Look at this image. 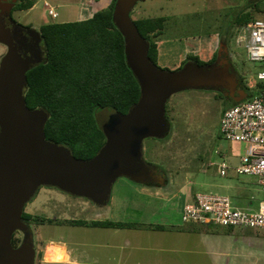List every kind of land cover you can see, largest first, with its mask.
Listing matches in <instances>:
<instances>
[{
    "label": "water",
    "instance_id": "water-1",
    "mask_svg": "<svg viewBox=\"0 0 264 264\" xmlns=\"http://www.w3.org/2000/svg\"><path fill=\"white\" fill-rule=\"evenodd\" d=\"M138 0H116L112 21L123 37L125 62L139 86V99L125 114H102L100 128L105 142L90 159L75 158L70 150L45 139L48 114L27 108L24 97L26 73L40 62L41 53L22 55L10 18L17 0H0V44L6 49L0 59V264H35L33 234L21 216L24 206L40 187L56 188L94 205L108 203L118 178L164 186L166 178L142 159V142L164 139L169 133L165 104L187 90L227 91L246 98L229 65L198 66L187 62L179 69L158 68L148 58L149 44L138 32L131 11ZM36 44L40 40L29 29ZM219 54V52H218ZM20 231L21 243L14 247L12 236Z\"/></svg>",
    "mask_w": 264,
    "mask_h": 264
},
{
    "label": "rangeland",
    "instance_id": "rangeland-1",
    "mask_svg": "<svg viewBox=\"0 0 264 264\" xmlns=\"http://www.w3.org/2000/svg\"><path fill=\"white\" fill-rule=\"evenodd\" d=\"M32 1L35 5L28 13L13 14L16 21L23 24L26 19H30V26L36 31L45 23L74 21L70 20L74 12L59 0H49L50 4L58 8L59 16L54 20L46 14L44 8L46 0ZM161 1L160 3L138 0L131 11V16L142 6L145 9L144 13L142 11V18H166L161 32H164L162 35L164 39L172 41L173 46L183 45L187 38L203 39L217 34L218 44L223 40L227 43L232 64L242 83L248 87L257 81L256 74L264 69V65L249 61L245 48L236 44L237 35L240 34L243 25L238 27L235 18L249 6L250 0ZM259 6L263 9L264 3L259 2ZM254 17L263 20L264 12ZM180 46L179 51L182 50ZM0 51L2 56L6 51L1 44ZM156 64L166 70L179 67L173 68L172 64L161 65L157 60ZM246 95L247 98L250 96L248 93ZM221 107L219 95L215 91L206 90L182 91L172 95L166 102L165 118L170 124L169 133L164 139L148 138L142 142L143 161L162 170L167 181L166 185L145 186L121 177L111 188L109 201L112 204L108 201L102 206L94 205L86 199L71 196L56 188L40 187L26 203L23 212L58 221H114L115 216L120 215L121 209L116 204L113 205L112 200L123 198L129 205L139 203V207L128 206L126 211L134 215V220H138L142 218V195L158 192L161 194L160 197L156 196L155 200L152 199L154 204H158L157 215H172L169 210L172 205L169 200L171 190L187 182L191 196L196 193H210L224 195L232 200L233 193L226 188V185L233 183L235 178L231 176L228 179L217 174V164L223 160L222 156L226 162H229L226 158L229 144L219 135ZM100 114L104 113L100 112ZM242 151L240 148L237 152L244 155L246 149L244 153ZM241 179L246 178L241 177ZM175 192L172 191V194ZM175 200L176 198H173L172 202L174 203ZM210 226L221 227L214 224ZM31 229L37 241L38 253L35 264H43L44 251L51 244L66 245L73 251L72 258L75 260L74 263L52 264H142L141 232L68 224L58 226L32 224Z\"/></svg>",
    "mask_w": 264,
    "mask_h": 264
},
{
    "label": "trees",
    "instance_id": "trees-1",
    "mask_svg": "<svg viewBox=\"0 0 264 264\" xmlns=\"http://www.w3.org/2000/svg\"><path fill=\"white\" fill-rule=\"evenodd\" d=\"M115 1L112 0L106 8L83 21L42 25L39 30L46 46L47 59L45 63L32 66L26 73L23 92L27 108H40L48 114L44 126L45 139L67 147L78 159L92 158L105 142L99 110L111 109L110 112L125 114L140 95L138 83L125 62L123 37L112 21ZM250 2L235 18L238 27L254 20V15L264 12V7L261 9L259 6V2L264 3V0ZM33 4L32 0H17L10 18H13V12L28 10ZM165 19L153 17L133 21L139 34L148 41V58L156 66L157 41ZM187 62L205 66L212 60L204 62L189 54L177 69ZM256 89H264V84L257 83ZM242 90L250 94L243 83ZM21 220H28L37 226L68 224L89 228H141L140 225L110 220L58 221L25 212ZM11 242L13 246L18 242L15 234Z\"/></svg>",
    "mask_w": 264,
    "mask_h": 264
},
{
    "label": "crops",
    "instance_id": "crops-1",
    "mask_svg": "<svg viewBox=\"0 0 264 264\" xmlns=\"http://www.w3.org/2000/svg\"><path fill=\"white\" fill-rule=\"evenodd\" d=\"M46 1L50 4L49 0ZM59 1L71 12H74V16H71L70 20L83 21L91 18L97 11L106 8L112 0ZM145 1L162 2L161 0H143V2ZM34 5L28 10L15 12L28 13ZM53 7L58 12V8ZM144 10L141 6L134 11L131 16L132 21L142 19V11L144 13ZM15 12L12 13L14 20L13 14ZM66 12L64 14H67ZM30 21V19H26L23 24H30ZM163 33L157 41V62L161 65L172 64L173 68H177L189 54L196 55L203 60H209L215 53L218 44L217 34H212L203 39L187 38L181 45L182 50L179 51L180 45L175 44L173 46L171 40L163 38ZM1 56L2 52L0 51ZM227 143L229 144L226 149L228 155L226 158L229 160L227 163L233 168L238 164L242 155L241 152H237L238 149L242 148L244 153L247 146L241 143ZM222 157L225 160L224 156ZM231 176L235 178V181L227 184L226 188L233 193L231 200L233 205L240 209L255 210L263 199L255 178L236 175L233 170H230L224 177L229 179ZM241 177L246 179H241ZM188 184L189 182L173 187L171 190L169 200L172 205H170L169 210L172 215H157L158 204H154L152 199L156 196L160 197L161 194L158 192L146 195L142 189V193H144L142 195V218L138 220H134V215L126 212L128 206L139 207L138 202L129 205L123 198L112 200L113 205L116 204L121 209L120 215L115 216L114 222L132 223L141 227L126 230H133L142 234V264H264L263 230L240 227H211L210 224L212 223L210 222L203 225L182 222V208L184 204L190 203L194 198V194L191 196L188 192ZM172 191L176 192L172 194ZM173 198H176L174 203L172 202ZM109 202V204H112L111 201ZM55 250L64 256L62 261L46 259V255L54 253ZM72 257L73 251L69 250L66 245L51 244L44 251L42 263H74L75 260Z\"/></svg>",
    "mask_w": 264,
    "mask_h": 264
},
{
    "label": "built area",
    "instance_id": "built-area-1",
    "mask_svg": "<svg viewBox=\"0 0 264 264\" xmlns=\"http://www.w3.org/2000/svg\"><path fill=\"white\" fill-rule=\"evenodd\" d=\"M44 8L48 17L58 18L57 10L48 2H44ZM236 44L245 48L249 61L264 65V19H254L243 25ZM256 79L248 86L251 95L225 109L219 121L221 138L245 144L246 153L233 168L225 160L219 162L217 173L224 177L233 170L236 175L255 178L263 199L255 210H245L235 207L227 196L196 193L192 202L182 208V222L201 225L210 222L221 227L264 231V89H256L257 83L264 84V69L256 74Z\"/></svg>",
    "mask_w": 264,
    "mask_h": 264
},
{
    "label": "flooded vegetation",
    "instance_id": "flooded-vegetation-1",
    "mask_svg": "<svg viewBox=\"0 0 264 264\" xmlns=\"http://www.w3.org/2000/svg\"><path fill=\"white\" fill-rule=\"evenodd\" d=\"M8 1H10V0H8ZM52 20H54V19H52ZM4 23L6 24V26L8 28L9 27L11 28L13 23L15 24L14 25V31H15V35H16L18 41H19L20 53L23 56L24 55H28L30 53L33 54L37 50L38 52L41 53L40 55H38L39 59H40V62L38 64L46 62L47 50H46V46H45V44L43 42V38H42L40 30H39L42 25L39 27V29L37 31L34 29L38 33V36L40 38V40L36 44V40L34 39L33 34L31 32L28 33L29 29H33V27H31L30 24H22V23H19V22L15 21L13 18L9 19L8 17H6L4 19ZM52 23H56V22H52ZM45 24H49V23H45ZM45 24H43V25H45ZM218 52H219V54H218ZM211 60H212V62L210 64L215 63V64L219 65L220 67H223V66L228 64L231 72H234V74L236 75V78H237V81H238V88L242 89V80H241L239 74L236 72V70H235V68H234V66L232 64L230 52L228 50V46H227V43L225 42V40L221 41L218 44L215 53L213 54V56L208 61H211ZM215 92L220 97V103H221V106H222L221 107V109H222L221 114L223 113V111L225 109H227L228 107H230L234 103H236L235 102V99L237 98L236 95H234L231 98V97H229L228 92L225 91V90H223V91H215ZM37 109H40V108H37ZM99 111L103 112L104 114H106V113L110 112L111 109H102L101 108ZM155 169H156L157 173H162L163 176H165L164 173L162 172V170H160L158 167H155ZM22 222L29 227L30 231L32 230L31 229L32 224H31L30 221L24 220ZM14 234H15V237L18 239V242L15 244L14 247H17L21 243L23 235H22V233L20 231H17ZM32 238H33V245H34V249H35V261H36V257H37V253H38L37 249H36V242L37 241H36L34 236Z\"/></svg>",
    "mask_w": 264,
    "mask_h": 264
},
{
    "label": "bare ground",
    "instance_id": "bare-ground-1",
    "mask_svg": "<svg viewBox=\"0 0 264 264\" xmlns=\"http://www.w3.org/2000/svg\"><path fill=\"white\" fill-rule=\"evenodd\" d=\"M46 259L50 261H62L64 256L59 251L55 250L54 253H48Z\"/></svg>",
    "mask_w": 264,
    "mask_h": 264
}]
</instances>
